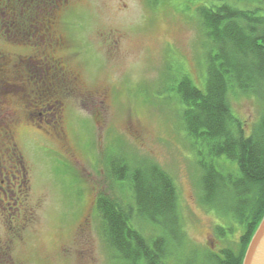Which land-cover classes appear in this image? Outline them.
Returning <instances> with one entry per match:
<instances>
[{
	"label": "rangeland",
	"instance_id": "rangeland-1",
	"mask_svg": "<svg viewBox=\"0 0 264 264\" xmlns=\"http://www.w3.org/2000/svg\"><path fill=\"white\" fill-rule=\"evenodd\" d=\"M209 1L73 0L57 15L54 35L63 46H55L53 56L69 82L67 95L58 98L53 141L42 135L22 141L31 154L35 209L29 229L12 245V260L0 264H116L101 238L95 203L100 192L124 201L130 193L110 184L108 156L160 166L177 188L187 239L200 248L220 247L214 228L221 222L200 204L196 157L174 102L182 76L203 86L209 44L196 9ZM249 7L264 17V0ZM230 105L242 121H257L253 99L230 95ZM151 231L144 228L146 236Z\"/></svg>",
	"mask_w": 264,
	"mask_h": 264
},
{
	"label": "trees",
	"instance_id": "trees-1",
	"mask_svg": "<svg viewBox=\"0 0 264 264\" xmlns=\"http://www.w3.org/2000/svg\"><path fill=\"white\" fill-rule=\"evenodd\" d=\"M252 1L211 0L196 9L209 44L203 86L195 87L187 76L175 85L179 121L200 174L199 201L220 219L214 228L220 247L200 248L187 239L177 188L160 166L108 156L110 184L119 192L126 186L130 193V201H124L100 192L95 203L101 238L116 264H243L264 217V17L249 7ZM59 64L53 70L56 123L62 112L58 98L69 86ZM235 94L259 104L254 124L234 114L230 95Z\"/></svg>",
	"mask_w": 264,
	"mask_h": 264
},
{
	"label": "flooded vegetation",
	"instance_id": "flooded-vegetation-1",
	"mask_svg": "<svg viewBox=\"0 0 264 264\" xmlns=\"http://www.w3.org/2000/svg\"><path fill=\"white\" fill-rule=\"evenodd\" d=\"M73 0H0V263L29 229L31 154L27 135L58 134L53 115V48L57 15ZM22 48L32 55L23 56ZM60 65V64H59ZM24 144H26L24 146Z\"/></svg>",
	"mask_w": 264,
	"mask_h": 264
},
{
	"label": "water",
	"instance_id": "water-1",
	"mask_svg": "<svg viewBox=\"0 0 264 264\" xmlns=\"http://www.w3.org/2000/svg\"><path fill=\"white\" fill-rule=\"evenodd\" d=\"M243 264H264V217L249 243Z\"/></svg>",
	"mask_w": 264,
	"mask_h": 264
}]
</instances>
